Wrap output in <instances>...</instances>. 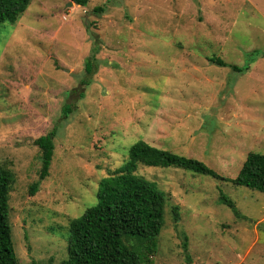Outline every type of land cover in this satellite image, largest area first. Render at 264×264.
Returning a JSON list of instances; mask_svg holds the SVG:
<instances>
[{"label": "rangeland", "instance_id": "374dc122", "mask_svg": "<svg viewBox=\"0 0 264 264\" xmlns=\"http://www.w3.org/2000/svg\"><path fill=\"white\" fill-rule=\"evenodd\" d=\"M67 3L30 0L15 24L0 23V165L15 179L19 264L67 259L69 221L140 140L228 179L248 153L264 155V58L252 55L264 50V0ZM51 130L49 174L30 196L41 168L33 141ZM134 174L167 195L151 264H264L263 193L176 168Z\"/></svg>", "mask_w": 264, "mask_h": 264}, {"label": "trees", "instance_id": "16d2710c", "mask_svg": "<svg viewBox=\"0 0 264 264\" xmlns=\"http://www.w3.org/2000/svg\"><path fill=\"white\" fill-rule=\"evenodd\" d=\"M90 0H67L75 6L86 7ZM30 0H0V23L15 24L27 9ZM94 12H102L94 8ZM264 58L262 52H253ZM225 66L221 60H211ZM234 71H239L233 67ZM86 72H91L87 68ZM55 131L33 141L40 151L41 168L38 180L29 186L33 196L41 181L49 174L54 152ZM139 165L156 168H176L229 182L264 194V155L248 153L234 179L219 176L201 161L160 149L140 140L128 149L124 166L98 183L96 203L68 223L67 259L60 264H151L157 251V239L163 226L167 195L152 183L134 174ZM14 174L0 165V264H19L14 252L8 222L9 194ZM218 200L239 218L234 202L219 194ZM175 222L179 221L178 206L172 207ZM186 239H184V242ZM128 243H133L131 249ZM182 246L185 247V244ZM31 264H34L33 262Z\"/></svg>", "mask_w": 264, "mask_h": 264}, {"label": "water", "instance_id": "95a60500", "mask_svg": "<svg viewBox=\"0 0 264 264\" xmlns=\"http://www.w3.org/2000/svg\"><path fill=\"white\" fill-rule=\"evenodd\" d=\"M67 6H69V7L72 6V3L71 2H68L67 3Z\"/></svg>", "mask_w": 264, "mask_h": 264}, {"label": "crops", "instance_id": "0c3cea01", "mask_svg": "<svg viewBox=\"0 0 264 264\" xmlns=\"http://www.w3.org/2000/svg\"><path fill=\"white\" fill-rule=\"evenodd\" d=\"M72 7L75 8L76 6L74 4H72Z\"/></svg>", "mask_w": 264, "mask_h": 264}]
</instances>
